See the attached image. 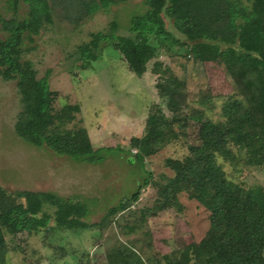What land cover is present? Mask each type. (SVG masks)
<instances>
[{"label":"rangeland","instance_id":"374dc122","mask_svg":"<svg viewBox=\"0 0 264 264\" xmlns=\"http://www.w3.org/2000/svg\"><path fill=\"white\" fill-rule=\"evenodd\" d=\"M143 1L118 2L87 16L78 0H49L52 23L35 37V49L25 57L33 63L38 78L49 72L55 113L66 107L79 108L71 112L72 120L66 126L85 129L103 162L83 163L20 140L13 130L22 109L16 81L0 78V188L5 193L27 190L80 198L88 204V222L96 223L151 173L138 200L110 218L102 229L51 228L6 236L8 264H109L107 257L116 247L134 250L146 264H165V258L200 242L208 232L211 213L206 202L194 189L176 181L166 160H182L191 147H202L200 121L223 126L228 122L225 110L240 97L222 63L202 62L188 48L177 45L162 50L147 64L146 72L137 76L118 51L107 47L99 61L90 62L85 70L79 68V47L90 40V34L108 31L115 21L118 34L126 35L129 19L143 11ZM25 11L21 2L18 16ZM15 14L12 0H0V19ZM4 37L0 32V39ZM155 63L168 67L185 85V120L179 124L170 123L171 114L158 96L159 76L152 73ZM233 111L236 108L230 113ZM152 115L169 125L159 132L158 140L141 148L146 151L142 169L131 141L143 137ZM215 157L225 178L251 190L264 209V167L249 166L246 155L233 142ZM47 211L53 213V209ZM54 225L52 220L50 226Z\"/></svg>","mask_w":264,"mask_h":264},{"label":"trees","instance_id":"16d2710c","mask_svg":"<svg viewBox=\"0 0 264 264\" xmlns=\"http://www.w3.org/2000/svg\"><path fill=\"white\" fill-rule=\"evenodd\" d=\"M12 1L16 14L0 19V32L5 34L0 39V78L4 82L16 81L22 109L13 124L15 135L28 145L46 147L59 156L87 164L103 162L104 157L99 149H93L85 129L66 126L72 120L71 112L79 108L66 107L55 113L49 72L38 78L33 63L25 58L35 49V37L52 23L49 0ZM124 1L128 0H78L87 16ZM21 2L26 11L19 17ZM143 7L142 12L130 17L126 35L118 34L115 21L110 22L108 31L90 34V40L79 47V68L87 69L90 62L101 59L105 48L111 47L123 56L130 72L142 76L147 64L162 50L180 45L202 62L222 63L240 97L225 110L228 122L224 126L200 121L202 147H191L190 154L182 160H166L176 181L194 189L211 215L205 237L165 258V264H264V209L251 190L237 187L225 178L215 159L233 142L244 152L249 166L264 167V0H144ZM152 73L159 76L158 96L171 114L170 123L183 122L184 83L158 63ZM234 108L242 112L230 113ZM167 125L152 115L143 137L132 139L131 146L138 150L134 158L142 163V169L146 151L143 153L141 148L158 140L159 132ZM150 177L148 171L137 189L108 209L96 223L88 222L89 207L80 198L65 199L50 192L27 190L7 194L0 188V264H8L6 236L51 228L102 229L110 218L138 200ZM47 209H53V213ZM107 261L146 264L134 250L119 247L109 253Z\"/></svg>","mask_w":264,"mask_h":264}]
</instances>
